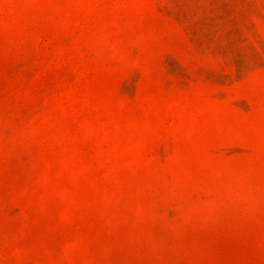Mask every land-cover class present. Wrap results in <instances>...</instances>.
Returning <instances> with one entry per match:
<instances>
[{
    "label": "rangeland",
    "instance_id": "1",
    "mask_svg": "<svg viewBox=\"0 0 264 264\" xmlns=\"http://www.w3.org/2000/svg\"><path fill=\"white\" fill-rule=\"evenodd\" d=\"M0 264H264V0H0Z\"/></svg>",
    "mask_w": 264,
    "mask_h": 264
}]
</instances>
